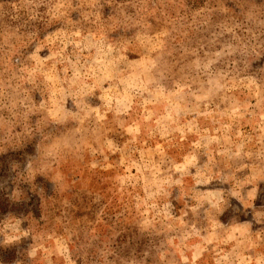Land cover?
<instances>
[{
	"label": "rangeland",
	"instance_id": "374dc122",
	"mask_svg": "<svg viewBox=\"0 0 264 264\" xmlns=\"http://www.w3.org/2000/svg\"><path fill=\"white\" fill-rule=\"evenodd\" d=\"M0 264H264V0H0Z\"/></svg>",
	"mask_w": 264,
	"mask_h": 264
}]
</instances>
